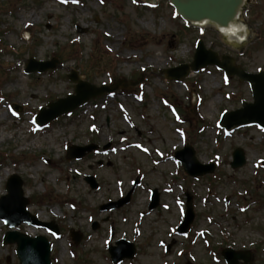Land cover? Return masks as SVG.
Returning a JSON list of instances; mask_svg holds the SVG:
<instances>
[{"label":"rangeland","instance_id":"1","mask_svg":"<svg viewBox=\"0 0 264 264\" xmlns=\"http://www.w3.org/2000/svg\"><path fill=\"white\" fill-rule=\"evenodd\" d=\"M239 23L245 40L234 45L213 25L183 22L169 0H0V196L7 178L18 175L29 213L58 226L57 236L44 227H16L48 239L52 264H113L107 245L120 238L133 242L136 253L118 264H225L223 246L250 250L253 263L264 264V131L217 126L222 112L252 100L249 85L214 66L179 82L159 72L190 62L198 39L248 72L264 70V0H250ZM29 57L58 63L27 74ZM71 70L96 86L143 80L37 128L38 109L73 92ZM174 105L186 115L177 117ZM90 142L99 145L96 152L65 158L67 146ZM186 144L199 162L215 163L212 174L192 178L182 171L173 158ZM236 147L246 162L233 169ZM137 177L128 203L99 208L126 195ZM154 189L159 202L149 210ZM186 192L195 216L183 235L177 226ZM8 229L0 220V264H19L15 245L2 242ZM72 230L82 234L78 244Z\"/></svg>","mask_w":264,"mask_h":264},{"label":"water","instance_id":"2","mask_svg":"<svg viewBox=\"0 0 264 264\" xmlns=\"http://www.w3.org/2000/svg\"><path fill=\"white\" fill-rule=\"evenodd\" d=\"M178 14L185 20L191 22H203L215 24L219 27L227 26L233 21L236 12L242 0H170ZM57 61H36L33 58L27 60L26 72H43L47 69L54 68ZM207 65H216L223 69L228 76L236 75L240 81H245L250 84L252 91V102H242V107L234 111L226 112L221 115L219 124L226 129L232 126L238 127L247 124H256L264 129V72L248 73L240 66L235 65V61L228 55L218 54L210 49H206L203 42H197L193 60L190 63H184L176 67L162 69L166 78L180 80L189 74L190 71L197 72L200 68ZM68 78L75 82L74 93L69 94L64 98L58 99L56 102L49 103L47 108L40 109L36 121L43 125L57 116L72 111L79 105L85 103L90 98H94L106 92H111L119 86L125 87V81H119L110 85H101L99 87L82 80L75 71L68 75ZM138 82L131 83L132 85ZM179 113L181 112L178 110ZM96 148V145L90 144L87 146H70L66 152V158H81L87 152ZM177 159L182 163L184 171L191 175H203L211 173L214 170V165L201 164L195 157L194 149L186 145L182 150L175 153ZM233 160L230 165L232 168H239L245 163V155L242 148H236L232 152ZM86 180L91 187H95V181L92 176H87ZM137 182V181H136ZM135 182V183H136ZM7 195L0 198V219L4 220L9 227L17 226L21 222L45 226L48 229L57 232V228L51 223H43L38 221L34 216L30 215L26 210L28 200L23 196L22 180L17 175L9 177L6 183ZM130 193L116 202L108 203L102 208L120 207L127 203L130 198ZM158 203V194L154 190L152 192L151 203L149 208H153ZM193 211L191 205V197L187 198L186 211L184 220L178 228L179 231L185 232L192 220ZM96 227V225H94ZM72 239L78 243L81 239V234L72 233ZM4 243H15L16 254L19 259V264H51L50 260V245L48 240L41 235L30 237L18 231H7L3 239ZM117 246H109V252L113 263L120 262L123 258H132L135 253V247L132 243L125 240L116 242ZM227 264H239V260H243V264H252L251 253L234 251L231 248H226L222 251Z\"/></svg>","mask_w":264,"mask_h":264},{"label":"bare ground","instance_id":"3","mask_svg":"<svg viewBox=\"0 0 264 264\" xmlns=\"http://www.w3.org/2000/svg\"><path fill=\"white\" fill-rule=\"evenodd\" d=\"M244 1V0H243ZM197 25L200 26H205L208 25L207 22H199L196 23ZM216 30L223 36L226 38H233L235 40V45H238V43L240 41L244 40V28L243 26L237 22V20L230 22L227 26H223V27H217L215 26ZM145 150L147 151V149L145 148ZM171 164V160H167L164 165H170ZM161 167H163V163L161 164ZM168 191V189H166V192ZM53 210H58L56 208H54ZM29 234H32V229L29 227Z\"/></svg>","mask_w":264,"mask_h":264}]
</instances>
